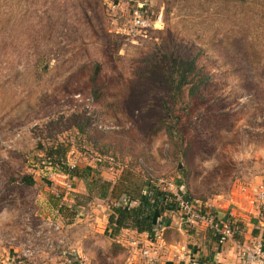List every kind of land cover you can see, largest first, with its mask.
I'll use <instances>...</instances> for the list:
<instances>
[{"label":"rangeland","instance_id":"1","mask_svg":"<svg viewBox=\"0 0 264 264\" xmlns=\"http://www.w3.org/2000/svg\"><path fill=\"white\" fill-rule=\"evenodd\" d=\"M163 53L196 59L213 78L206 101L188 87L173 99L156 81L150 62ZM93 64L94 90L82 73ZM85 111V133H50ZM61 146L94 176L182 181L198 206L252 217L264 186V0H0V264H129L97 201L76 211L79 185L45 165ZM44 240L55 250L25 261Z\"/></svg>","mask_w":264,"mask_h":264},{"label":"trees","instance_id":"2","mask_svg":"<svg viewBox=\"0 0 264 264\" xmlns=\"http://www.w3.org/2000/svg\"><path fill=\"white\" fill-rule=\"evenodd\" d=\"M150 65L153 68L152 76L156 78L160 85L164 86L173 99L182 96L184 88L188 87L189 96L192 100L202 102L207 100L206 93L212 90L213 78L211 76H200L196 59L188 60L171 53H163L158 61L150 62ZM88 70H91L89 82L94 90L98 83L101 65L93 64L92 66L83 67L82 73L86 74ZM95 92L97 93V90ZM92 125L93 116L88 115V112L85 111L75 112L67 118L62 116L56 121H51L48 124V129L51 128V134H59L70 129H77L85 133ZM147 130L150 132V128ZM158 130L160 131V129ZM156 133L157 130L153 135ZM53 149L55 151L44 161L45 165L48 166V170L78 178L86 183L87 193L75 196L74 209L76 211L85 208L93 200L111 198L119 200L122 194L132 196L130 197L131 200L135 201L137 199L138 205L133 208L114 207V213L109 217V229L112 230L114 236H118L122 230L132 229L138 233H149L153 237L158 220L163 218V206L160 201L162 193L158 189L147 182L143 186L140 185L141 187L131 186L132 190H129L130 188L125 189V183L128 182V179H125L128 178L126 175L119 183L114 185L109 180L94 176L89 169L70 166L66 161L67 150L63 149L62 146ZM23 182L28 186L36 184L32 176L24 177ZM122 183L124 184L122 185ZM129 183L131 184V182ZM178 186L183 190V193L185 192V198L191 200L192 198L183 189L182 181H179ZM58 210L63 212L65 209L60 208ZM158 229L160 230V226ZM72 264L80 263L75 261Z\"/></svg>","mask_w":264,"mask_h":264},{"label":"crops","instance_id":"3","mask_svg":"<svg viewBox=\"0 0 264 264\" xmlns=\"http://www.w3.org/2000/svg\"><path fill=\"white\" fill-rule=\"evenodd\" d=\"M98 161L102 162L101 159ZM64 176L72 178L74 184L79 185L78 193L84 194L87 191L83 180L68 175ZM105 178L114 185L117 184L116 179L112 176ZM131 186L129 182L125 183V189L130 188L129 190H132ZM122 195L125 196L126 194ZM96 201L97 204L93 206L94 209L98 210H96L97 214L101 217H97V221L100 220L105 224L114 241L120 244L123 249L132 251L131 254L134 259H128L129 264H146L141 257L139 258V252L131 247L133 241L140 242L141 247L150 246L152 242L161 245L162 248L159 251L156 264H190L191 261H197L199 264H264V206L259 204L255 206L254 201L253 205L250 206V211L254 213L252 217L251 215L247 216L241 207L215 209L209 205L204 206L218 218L228 221L230 216L234 215L240 222L243 234L234 237L226 245H221L215 231L204 223L181 229L180 217L169 218L168 221L164 220V225H160L163 222L159 219L160 232L158 236L153 234L152 237L149 233H138L132 229L122 230L118 236H114L112 230L109 229V217L114 213L113 205L118 200L111 198L107 200L97 199ZM135 202V206H137V199ZM250 253L257 257V261L249 259Z\"/></svg>","mask_w":264,"mask_h":264},{"label":"built area","instance_id":"4","mask_svg":"<svg viewBox=\"0 0 264 264\" xmlns=\"http://www.w3.org/2000/svg\"><path fill=\"white\" fill-rule=\"evenodd\" d=\"M136 24L140 27H146L149 24L138 16L136 19ZM63 174V173H59ZM65 175V174H64ZM152 185L154 188L158 189L162 195L160 196V201L163 211V218H160L164 225V220L169 218H178L180 217V228L183 227L189 228L194 227L199 223H204L208 225L211 229L215 231L219 238V243L221 245H226L229 243L234 237L241 236L243 234V228L238 221L237 217L234 215L230 216L228 221L223 220L222 218H218L217 215L213 214L211 211L204 208V206H198L193 200H189L185 198V195L182 189L175 184L171 179H164L162 177H155L154 175L150 176V180L147 182ZM255 204H259L264 206V186L261 187L257 198L255 200ZM136 202L131 200L128 196H123L118 201H115L114 207H125V208H133L135 207ZM168 221V220H167ZM157 223L154 230V236H158L160 230L158 227L160 226ZM54 233H61V226L53 225ZM162 229V228H161ZM49 236V235H48ZM49 238V237H48ZM44 239H47L44 236ZM45 245H36L34 244L30 249L26 251H21V256L25 259V261L30 260L35 261L41 254L45 253L47 250L52 251L55 250V247L51 245V240H44ZM59 245L57 246L58 249L62 248L64 245V241L60 240ZM141 243L138 241H133L131 247L136 249L139 253L138 255L141 257L146 264H156L159 251L162 248L161 245H156L155 242H152L150 246L141 247ZM67 252L64 251L63 255H66ZM249 259L251 261H257V257L250 253ZM43 261L45 259L42 258ZM69 264H72L69 262ZM190 264H199L197 261H191Z\"/></svg>","mask_w":264,"mask_h":264}]
</instances>
